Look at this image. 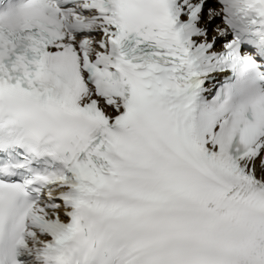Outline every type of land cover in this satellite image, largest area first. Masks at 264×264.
Wrapping results in <instances>:
<instances>
[{
    "label": "snow or ice",
    "instance_id": "1",
    "mask_svg": "<svg viewBox=\"0 0 264 264\" xmlns=\"http://www.w3.org/2000/svg\"><path fill=\"white\" fill-rule=\"evenodd\" d=\"M0 264H264V0H0Z\"/></svg>",
    "mask_w": 264,
    "mask_h": 264
}]
</instances>
